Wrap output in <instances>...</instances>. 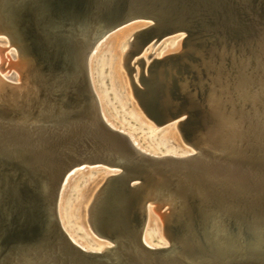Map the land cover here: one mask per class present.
Segmentation results:
<instances>
[{
  "label": "bare ground",
  "instance_id": "obj_1",
  "mask_svg": "<svg viewBox=\"0 0 264 264\" xmlns=\"http://www.w3.org/2000/svg\"><path fill=\"white\" fill-rule=\"evenodd\" d=\"M134 23L141 26L125 38L123 51L131 94L151 120L147 104L162 120L176 119L174 125L189 147L167 141L163 134L157 141L153 134L146 137L153 146L141 145L124 124L117 125L107 117L102 96L95 92L89 69L93 49L109 31ZM105 30L86 58L100 115L141 150L175 155L176 159L169 165L160 159L141 173L130 158L123 166L104 164L106 174L83 192L78 216L94 196L93 225L109 244L89 238L81 229L86 240H80L64 227L59 205L66 176L57 198L61 228L72 241L94 252L91 263L102 259V264H123L128 246L132 253L147 258L148 253L130 243L133 229L128 222L139 209L129 206L124 193L127 180L141 177L137 181L141 199L146 200L141 235L145 244L168 248L193 264L264 261V0H0V36L5 37H0V66L4 67L0 68V93L14 99L11 107L0 110V118L22 121L29 127L30 123L54 122L62 136L52 142L54 155H62L63 161L67 154L60 149L61 142L71 143L75 137L94 145V150H88L71 143L66 150L78 160L86 155L100 160L117 156L116 139L104 132L94 133L98 131L93 128L95 122H90L94 113L82 95V77L73 61L96 31ZM173 32L182 37L166 42L167 51H160L158 58L145 67L142 56L132 62L139 65L133 82L126 61L152 37L156 39L151 46L159 36ZM11 45L16 53L8 49ZM172 51L175 53H165ZM102 63L109 66L107 60ZM110 87L107 93L102 88L104 98L111 100L108 96L113 95L111 102L123 120L142 124L151 132L153 128L132 108L128 90L122 85L132 110L130 119L117 90ZM66 119H73L71 127L64 126ZM31 135L0 144V236L11 223L19 229L29 224L30 215L24 213L28 207H40L41 175L48 178L60 169V162L48 166L47 155L41 153L51 149L47 141ZM105 142L112 143L116 152L107 148L98 152L95 143L102 147ZM32 148L39 153L35 159L40 167L31 176L23 156H34ZM198 157L203 164L195 161ZM165 165L172 166L166 171L167 178L160 171ZM219 171H226L229 177ZM56 242L60 239L53 235L51 247Z\"/></svg>",
  "mask_w": 264,
  "mask_h": 264
},
{
  "label": "water",
  "instance_id": "obj_2",
  "mask_svg": "<svg viewBox=\"0 0 264 264\" xmlns=\"http://www.w3.org/2000/svg\"><path fill=\"white\" fill-rule=\"evenodd\" d=\"M122 21L112 24L107 30L120 24ZM105 32L106 30L100 32L96 31L94 33V36H92L91 39L87 41L84 48L79 50V52L75 54V59L73 61L75 67L78 69V71H80V75L82 77V95L85 99H87V102H89L94 113L93 119L90 121L91 123L92 121L95 122L93 128H98V131H94V133L98 134V132H104L113 136L116 139V143L114 144L116 151L118 150V152L116 153L117 156H109L108 158L105 157L106 159L100 160L95 158L94 156L86 155L84 159L78 160L77 158L70 156V154L66 150L68 146L71 145V143L75 142L79 146H85L88 150H94V145L86 139L75 137L71 140V143L65 141L61 142L62 146L60 147V149L63 151V154H67V161H63L62 155H54L55 145L52 142H54L56 138L62 137L61 133L59 134V132H57L58 128H54V122H47L46 124H43L41 122L30 123L29 127L22 121H11L10 119L0 118V144L6 143L9 138L14 142V138H19L21 136L25 137L26 134H32L31 136H37L38 138L42 137L51 146L50 150L41 151L42 155H47V165H54L57 162L61 163L59 165L60 169L56 174H52L48 176V178L44 175H41V178L44 182L41 184L42 189H40L39 192L40 207L38 208V210L28 207V209H26V212L24 213L26 215L25 217H29L30 215L31 220H29V222H26V224H29L26 227H22L21 229H19L16 227V225H13L11 223V226L9 227V229H7L5 235L0 236V264H102V259H96L93 261V263H91L92 258L90 254H93L94 252H90L72 241L68 237L66 232L61 228L60 223L58 222L57 198L63 179L66 176L68 179L74 172H76L77 170H81L86 166L97 167L101 165L105 167V163L109 164L111 162L113 163V165L123 166L129 162L127 160L128 158L132 160L135 166H138L137 168L139 169V172L145 171L146 166H149L150 164L151 166L152 164L155 165L160 159L167 161L166 164L168 165L173 164V161H175L176 159L175 155L164 154L158 156L141 150L135 144H133L129 136L124 131L111 127L100 115L98 111L97 99L91 88V83L89 80L86 58L88 52L92 49L95 42L99 38H101V36ZM0 68L1 70H3V64L0 66ZM13 101L14 99H10L9 96L0 93V110L4 111L6 109L5 107H11V105L14 104ZM146 109L150 114L153 122L155 123V126H160L164 120H162L158 116L157 112L154 111L152 106H150L149 104L146 105ZM72 120L73 119H66V124L64 123V126L71 127ZM62 131L67 133V131L65 130ZM95 146L98 152H102L101 150H104L105 148H107L108 151L114 150L111 149L114 148L112 143H106V145H103L102 147H100L99 144L95 143ZM34 150V148H32L31 150L34 156H29V158L27 156H23L25 159L26 171L28 173L30 172L31 176L32 174H37L34 171L32 172V170H39L40 167L35 159L39 155V153L37 150ZM116 151H113V153ZM102 154H104V156H108L106 153ZM195 161L203 164L202 162H200V157L196 158ZM29 168H31V171L29 170ZM171 168V165L168 167L165 165L160 168V171L164 174L165 178L169 177V174L166 171L168 169L170 170ZM219 174L221 176L224 175L226 177H229L226 171H219ZM137 180H141V177H138V179H135L132 182H130L131 180H127V185L124 188V193L126 194V200L128 201L129 206L131 204H134L137 209H139V213H136L132 221L128 222L131 224L133 229L131 234H129L131 238L130 243L138 247L139 250L143 251L144 253H148L149 256L147 258H142L139 255L132 253L131 246H128L126 252V261L123 264H193L181 259L175 251L169 252L168 248L149 246L141 240V235L146 218V200L144 201L143 199H141L139 190L140 184H138L139 181ZM235 186L236 185H234V187ZM93 200L94 196L87 206V221L89 223V226H91V228L95 231L92 221ZM95 234H97L98 236L103 235L96 231ZM53 235L57 236L60 239V242L55 243L57 244L55 247H51L50 244ZM64 251H69V253L65 254ZM226 264H248V262L247 260L238 259L235 261L229 260L226 262ZM254 264H264V261L261 262L260 260L256 259Z\"/></svg>",
  "mask_w": 264,
  "mask_h": 264
},
{
  "label": "rangeland",
  "instance_id": "obj_3",
  "mask_svg": "<svg viewBox=\"0 0 264 264\" xmlns=\"http://www.w3.org/2000/svg\"><path fill=\"white\" fill-rule=\"evenodd\" d=\"M144 23H147V22H144ZM140 26L141 25H138V24L135 25L134 23V24H131L130 27L126 29L118 30L116 32H113V30H111L100 39V41L102 42L99 41L98 44L95 46V48L93 49V52L95 53L93 55L91 53L89 57V69L92 75V82L95 88V92H97L98 95L101 94L102 96L103 102L101 103L103 104V109L105 108L104 112L106 113L107 117L111 121H113V123L116 122L117 125H119V123L120 125L124 124L122 125L124 126L123 128L129 133H131L133 137L136 138L141 145L143 144L146 146V144H149L153 146L152 144L153 141L151 142V140L147 139L146 137L150 134H153L157 141L163 134V136L166 137L167 141L171 139L181 144L182 146L184 145L186 147H189V145L184 142L179 130L174 125V122L176 119L167 120V121L162 122L160 126H155V123L153 122V120H151L149 117H147L143 113L141 108H139L136 99L131 94L129 76H128L127 70L125 69L123 65V62H124L123 51L126 49V46H127V42L125 41V38L129 36L130 33H132L135 29H137ZM0 37H3L5 39L4 36H0ZM154 37H152L151 40L152 39L154 40ZM181 37L182 35H180L179 32H173V33L164 34L162 36H159L158 40L153 46L150 45L153 40L152 41L150 40V42L148 43L147 42L144 43L143 46L141 47L142 50L140 52H136L133 56L129 58V60L126 61V63L129 66L131 65L130 75L132 77L133 82L135 81V78L139 71V65L137 64V62L135 64H132V62L137 57L142 56L144 67H145L152 60V58H158V55H159L158 53L160 51L167 49V48L166 49L164 48V44L166 42H169V41L172 42L175 39L179 40ZM129 38H131V36ZM179 47H181L180 42H179ZM8 49H11L16 53V48L13 45L9 46ZM150 52L152 54L147 56V54ZM165 53L172 54L175 52L172 51V52H165ZM105 60H107V63L109 64L108 67L106 63L105 64L102 63ZM9 68H11V70L15 72V75L18 74L15 68L13 67H9ZM122 85L123 87H125V89L128 90V93L130 95L129 100L131 101L132 108L140 115L145 125H149L151 128H153L151 132H149L150 131L149 128L142 127L143 126L142 124L141 125L135 124V122H132L131 124H127L125 122V119L123 120V117L121 115L122 113L121 112L118 113L117 112L118 108H116L115 104L111 102L113 100V98L111 97L113 96L112 94L108 96V98L110 97L109 99L111 100H108L107 97L104 98L105 91L107 93L109 89L111 90L110 86H113L117 90L116 94L119 97L120 101L123 102L125 105L124 112L125 113L128 112L126 114L127 119H130L128 118V115L132 113V110H130L129 108L130 106H128V102L123 96L124 91H123ZM102 88L104 89L107 88V90L105 89L104 91V89L102 90ZM104 169H107V168L101 165L97 167L86 166L83 169L77 170L76 172H74L68 179H66V182H65L66 184L63 186V189L60 195V205L59 206H60L61 220L63 222V225L69 232H71V234L74 237L80 240L84 239L83 241H85L86 237L83 238L84 237L83 234H85L89 238H93L96 241H103L104 243L109 244L110 242L108 240H106L102 236H98L97 234H95V231L91 228V226H89V223L87 221L86 207L91 199L87 201V204L84 208V212L81 213V216L80 217L78 216L79 204L83 197L82 196L83 192L91 184L94 183L93 185H95L96 183H99L102 181V177L106 174ZM96 189L97 187L94 189L93 193L96 191ZM148 226L149 228L152 227L150 226V223L148 224ZM79 229L83 230L84 233L82 234V232H79ZM163 238L165 240L167 239L165 235L163 236Z\"/></svg>",
  "mask_w": 264,
  "mask_h": 264
}]
</instances>
